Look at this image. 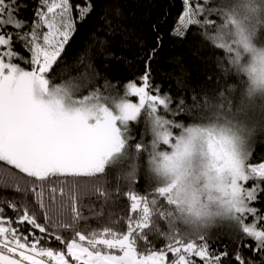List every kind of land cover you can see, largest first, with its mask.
<instances>
[{"label": "snow or ice", "instance_id": "6c2138e0", "mask_svg": "<svg viewBox=\"0 0 264 264\" xmlns=\"http://www.w3.org/2000/svg\"><path fill=\"white\" fill-rule=\"evenodd\" d=\"M95 3L35 0L29 21L27 0H0V189L17 194L0 198V264H264V214L252 206L264 196V157L251 160L257 126L264 131V55L253 47L264 0H182L170 37L214 26L205 38L229 54L225 75L247 77L193 93L190 106L154 83L159 24L153 46L134 30L125 35L144 71L122 94L106 95L115 85L97 84L98 74L52 82ZM119 16V8L112 19L98 16L104 28L92 35L101 48L125 31ZM141 119L136 140L131 128ZM144 153L147 183L138 191L137 167L124 163ZM117 164L113 184L107 170ZM222 223L227 243L211 236Z\"/></svg>", "mask_w": 264, "mask_h": 264}, {"label": "trees", "instance_id": "16d2710c", "mask_svg": "<svg viewBox=\"0 0 264 264\" xmlns=\"http://www.w3.org/2000/svg\"><path fill=\"white\" fill-rule=\"evenodd\" d=\"M27 2L29 7L22 12V16L30 21L35 0H27ZM219 2L220 0H207L210 7L218 6ZM116 8L120 11V16L117 18L118 23L125 31L118 30L114 35L106 37L108 43L101 48L92 35L95 28H104V23L98 19V16L107 11L109 19H112ZM95 9L86 23L77 26V32L66 48L62 63L54 68L53 83H59L70 77H79L85 73L89 76L98 74L95 81L97 84H102L107 80L115 85L107 90L106 95L122 94V85L138 77L144 71L143 64L136 59V45L130 40L126 41L124 37L134 30L137 35L143 37L147 46H153L157 36V33L152 30L153 24L160 25L158 31L163 37L162 47L151 66L154 83L160 86L162 93L169 92L174 100L177 96H183L190 106L193 93L199 95L202 90L210 91L225 83L239 85L242 78L247 79L246 76H238L234 71L225 75L224 69L229 67L227 59L229 54L223 49H218L214 43L205 38L215 35L214 26L191 25L185 38L170 37L169 33L178 23L179 15L183 11L182 0H96ZM199 17L201 20L204 19L203 16ZM161 18H165L164 21ZM207 18H215L216 23H220L219 18H216L214 14ZM95 35L103 36L104 32L97 31ZM258 40H264V32H258ZM16 47L19 49V45ZM101 91L103 92L104 89L102 88ZM238 94L239 90H237ZM183 122L190 121L185 119ZM143 130L144 125L141 119L140 123H133L131 134L139 140ZM145 140L150 142L151 136H146ZM252 149L251 160L255 163L261 162L258 158L264 157V131L260 130L259 125L252 138ZM132 163H135L137 167L139 178L136 189L142 191L147 183L148 154L144 153L135 161H125L124 166L127 167ZM118 168L119 164L107 170L108 179L113 184L116 182L114 177ZM16 195L10 190L0 189V198H11ZM123 205H127V201H124ZM252 206L256 207L259 213L264 214V196ZM6 212L9 216L13 215L7 209ZM229 232L228 225L222 223L214 226L211 236L213 239L221 237L222 242L227 243ZM155 242L157 246L162 243L159 240ZM248 242L253 243L250 240ZM52 246L56 247L55 244ZM242 254L246 257L252 256L248 249H244ZM254 258L259 259V257Z\"/></svg>", "mask_w": 264, "mask_h": 264}, {"label": "clouds", "instance_id": "9594fccd", "mask_svg": "<svg viewBox=\"0 0 264 264\" xmlns=\"http://www.w3.org/2000/svg\"><path fill=\"white\" fill-rule=\"evenodd\" d=\"M253 47L256 49V52L258 55H264V40H258V41H254L253 42ZM249 59L254 61L257 59L256 56H252L251 54H249ZM259 102V101H258ZM251 114V113H250ZM148 165V164H147ZM203 199L205 201H207V196L204 195ZM219 218H217L218 220Z\"/></svg>", "mask_w": 264, "mask_h": 264}, {"label": "rangeland", "instance_id": "374dc122", "mask_svg": "<svg viewBox=\"0 0 264 264\" xmlns=\"http://www.w3.org/2000/svg\"><path fill=\"white\" fill-rule=\"evenodd\" d=\"M198 19L200 18L199 16L197 17ZM133 99V102H136V98H131ZM223 224H226V223H223Z\"/></svg>", "mask_w": 264, "mask_h": 264}]
</instances>
